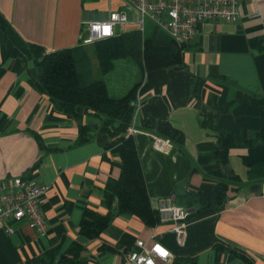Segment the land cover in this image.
Wrapping results in <instances>:
<instances>
[{"label":"crops","instance_id":"obj_1","mask_svg":"<svg viewBox=\"0 0 264 264\" xmlns=\"http://www.w3.org/2000/svg\"><path fill=\"white\" fill-rule=\"evenodd\" d=\"M119 8V0H0L9 24L0 29V180L26 177L45 188L40 209L47 229L38 234L21 220L10 234L0 230V264H41L46 250H65L74 240L82 245L78 264H122L126 251L151 236L170 253L158 264H246L227 250H216L214 241L264 264V182L230 185L222 208L205 205L216 198L211 173L247 179L243 156L264 119L263 107L248 98L264 96V0H240L235 21L201 23L184 48L183 67L143 76L137 70L132 82L139 86L131 137L149 201L155 208L158 198L170 196L190 211L184 246L167 224L148 226L127 213L115 215L97 238L78 234L85 207L107 212L102 189L119 176L117 157L104 149L110 136L99 131L100 118L82 108L77 111L91 127L90 139L78 143V121L37 88L39 70L27 43L45 52L77 45L83 21L104 19ZM206 117H211L210 127L203 125ZM161 120L180 131L182 148L162 137L163 147L154 145ZM227 132L235 146L221 162L214 150L218 136Z\"/></svg>","mask_w":264,"mask_h":264},{"label":"trees","instance_id":"obj_2","mask_svg":"<svg viewBox=\"0 0 264 264\" xmlns=\"http://www.w3.org/2000/svg\"><path fill=\"white\" fill-rule=\"evenodd\" d=\"M8 26L0 13V29ZM27 45L39 70L37 88L56 99L64 112L78 121V143L90 139L88 133L91 127L82 123V114L77 111L82 108L84 112L91 111L100 118L99 131L110 136L104 149L110 150L117 157L119 176L109 179L102 189V203L107 212L101 214L85 207L78 234L89 240L97 238L113 217L121 213L135 215L148 226L157 224L158 214L149 201L136 147L131 134L127 133L134 112L130 102L135 97L139 81L133 83L124 94L112 95L106 82L94 76L90 55H95L101 74L112 71L116 60L125 59L133 62L143 76L145 71L153 69L183 67L185 46L177 45L157 27H153L149 35H141L133 28L117 31L113 36L90 45L79 43L49 52L32 43ZM248 98L264 109V96L249 94ZM203 125L210 127L211 117H206ZM154 133L182 148L183 136L170 122L158 121ZM217 142L219 147L214 150V155L221 162H226L228 150L235 146L234 135L230 132L220 134ZM243 161L248 168L246 181H241L236 175L226 177L220 170L211 173L215 179L216 198L205 202L206 206L222 208L230 185L264 182V119L258 128L256 142L250 145ZM213 246L216 250L231 252L246 264H255L252 258L237 247L220 241H214ZM81 248L82 245L77 240L72 241L65 250H61L60 246L52 247L41 257V264H78Z\"/></svg>","mask_w":264,"mask_h":264},{"label":"built area","instance_id":"obj_3","mask_svg":"<svg viewBox=\"0 0 264 264\" xmlns=\"http://www.w3.org/2000/svg\"><path fill=\"white\" fill-rule=\"evenodd\" d=\"M119 3L121 8L110 10L106 18L83 21L81 45L111 37L119 26L126 30L137 29L144 35L148 21L177 45L186 46L204 21L237 20L240 0H119ZM257 16L259 13L252 15ZM130 105L135 107L137 104L132 100ZM134 131L132 125L127 129L128 134ZM164 143L162 138L154 136L156 147H163ZM44 191V187L26 177L0 180V230L10 234L14 224L24 220L38 234H45L46 219L40 209ZM155 209L158 223L167 224L176 243L184 246L190 211L174 203L170 196L158 198ZM169 256V250L151 236L148 242L138 240L136 249L126 251L122 264H158V261H167Z\"/></svg>","mask_w":264,"mask_h":264},{"label":"rangeland","instance_id":"obj_4","mask_svg":"<svg viewBox=\"0 0 264 264\" xmlns=\"http://www.w3.org/2000/svg\"><path fill=\"white\" fill-rule=\"evenodd\" d=\"M153 27L154 26L147 21L145 24V33L149 35ZM116 30L125 31L126 28L124 26H119L116 28ZM90 60L92 63L94 76L96 78H101L106 82L112 95L124 94L132 85V82L138 73L133 62L125 59H119L116 60L115 67L112 71L106 74H101L98 70L97 60L94 54L90 55ZM113 88H123V92L121 91L122 93H114Z\"/></svg>","mask_w":264,"mask_h":264}]
</instances>
